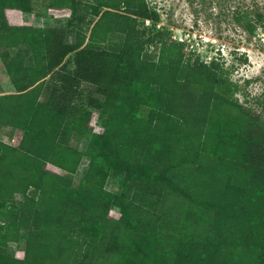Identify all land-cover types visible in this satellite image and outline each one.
I'll list each match as a JSON object with an SVG mask.
<instances>
[{"label":"trees","instance_id":"obj_1","mask_svg":"<svg viewBox=\"0 0 264 264\" xmlns=\"http://www.w3.org/2000/svg\"><path fill=\"white\" fill-rule=\"evenodd\" d=\"M90 1L47 6L57 16L93 8L90 34L80 25L69 43L63 30L24 23L32 0H0V52L16 88L0 96V130L24 131L19 146L0 140V264H264V163L254 162L264 130L250 135L229 70L186 58L169 32L145 27L140 18L160 21L147 0ZM112 35L122 45L105 49ZM21 45L32 66L2 54ZM82 84L104 97L102 128L71 106ZM74 132L85 151L70 143ZM84 157L88 173L74 186L67 175ZM120 174L116 196L105 187ZM170 199L179 206L167 209ZM21 239L25 248L11 250Z\"/></svg>","mask_w":264,"mask_h":264},{"label":"rangeland","instance_id":"obj_2","mask_svg":"<svg viewBox=\"0 0 264 264\" xmlns=\"http://www.w3.org/2000/svg\"><path fill=\"white\" fill-rule=\"evenodd\" d=\"M52 0H32V10L35 18L41 21L32 23L30 14L24 18L25 24H35L42 28H58L65 33V39L69 43L76 42L78 31L82 29L90 34L89 22L96 20L90 7L77 14L65 13L64 16H57L48 11L47 6ZM86 2V0H83ZM150 7L160 14V21L155 23L152 20L139 19L145 22V27L155 26L156 30L167 31L173 40L185 46L186 58L193 61H203L210 64L216 61L229 70L230 81L238 85L234 101L239 103L238 109L250 113L252 137H261L264 128V0H147ZM91 5H96L94 0ZM101 8V11H104ZM251 21L257 26L256 30L249 31L237 22L238 18ZM261 18V22H259ZM122 38L112 35L109 41L103 45L105 49L116 50L122 45ZM160 43L148 47V53L159 55ZM9 58L10 63L15 67L32 66V53L26 46H18L3 50ZM75 53L70 54L67 62L66 73H73L75 70ZM16 93L6 65L2 60L0 52V96ZM41 100L46 102L45 97ZM104 97L97 91L96 87L90 84H82L76 99L71 101L73 110L78 115L86 114L90 124L94 128L105 126L104 118L101 116V105ZM59 111L64 110V105L58 107ZM237 114L239 110L227 108ZM24 131L17 128L5 127L0 130V140L19 146L22 142ZM70 143L85 151L89 142L86 139L78 140L76 133L71 136ZM262 158L256 159L255 163H264ZM91 160L84 157L76 174L67 175L74 180V186H78L80 180L88 173ZM124 174L111 176L106 182V190L116 196L123 192ZM18 200L22 199L17 195ZM179 200L170 199L166 208L179 206ZM181 205V204H180ZM183 209L181 205L179 211ZM120 211L119 204H115L113 212ZM3 222H9L7 216H1ZM10 248L13 251H20L25 248V240L12 242ZM114 262L101 260L99 264H113Z\"/></svg>","mask_w":264,"mask_h":264},{"label":"crops","instance_id":"obj_3","mask_svg":"<svg viewBox=\"0 0 264 264\" xmlns=\"http://www.w3.org/2000/svg\"><path fill=\"white\" fill-rule=\"evenodd\" d=\"M30 14V18H28V19H30V21L32 22V23H36V22H38V21H41V18H35L34 16H35V13L34 12H26V13H24L23 14V19L25 18V17H27L26 15H29ZM26 25H30V26H34V27H39V26H35V24H26Z\"/></svg>","mask_w":264,"mask_h":264}]
</instances>
